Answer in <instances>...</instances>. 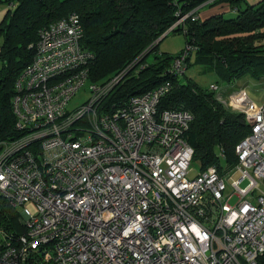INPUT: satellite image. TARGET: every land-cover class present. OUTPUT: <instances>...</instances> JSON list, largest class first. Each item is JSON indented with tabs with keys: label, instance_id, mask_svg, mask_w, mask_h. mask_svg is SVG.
<instances>
[{
	"label": "built area",
	"instance_id": "obj_1",
	"mask_svg": "<svg viewBox=\"0 0 264 264\" xmlns=\"http://www.w3.org/2000/svg\"><path fill=\"white\" fill-rule=\"evenodd\" d=\"M194 12L170 30L196 20ZM84 33L74 13L44 28L16 84L20 138L0 142V212L3 202L17 211L23 232L13 236L0 225V264H258L264 103L244 88L225 96L218 84L210 87L223 106L246 117L252 133L237 146L235 166L190 178L193 115L159 109L172 84L104 111L130 66L105 85L90 84L89 101L68 111L90 79L94 55L82 47ZM193 50L173 62V75L187 73Z\"/></svg>",
	"mask_w": 264,
	"mask_h": 264
},
{
	"label": "trees",
	"instance_id": "obj_2",
	"mask_svg": "<svg viewBox=\"0 0 264 264\" xmlns=\"http://www.w3.org/2000/svg\"><path fill=\"white\" fill-rule=\"evenodd\" d=\"M3 4L10 10L0 25V142L20 138L12 103L19 77L34 58L32 46L44 28L74 13L80 15L85 29L82 47L94 55L90 84L105 85L134 62L147 65L128 72L105 97L104 111L112 112L130 97L170 82L174 88L159 109H182L193 115L186 136L194 151L192 166L201 172L211 167L222 172L221 156L228 167L237 164L236 148L252 133L246 117L227 109L216 94L186 76L170 74L175 58L186 49L177 56L160 54L156 42L181 16L195 11L196 20L190 17L166 35L178 31L185 35L187 47H195L189 52L188 65L194 56L197 65L213 67L228 85L244 78L263 80L264 1L251 6L245 0H0ZM217 6L237 12L236 18H225L224 11L206 20L197 16L202 9ZM1 206L0 225L13 236L22 233L17 211L5 202ZM257 263L264 264V255Z\"/></svg>",
	"mask_w": 264,
	"mask_h": 264
},
{
	"label": "rangeland",
	"instance_id": "obj_3",
	"mask_svg": "<svg viewBox=\"0 0 264 264\" xmlns=\"http://www.w3.org/2000/svg\"><path fill=\"white\" fill-rule=\"evenodd\" d=\"M233 17H235V15L228 14L227 17L225 18L233 19ZM171 31H174V30H168L165 35H167ZM1 40H0V50H1V44H2ZM158 41L156 42V44H159L158 48H159L160 54L167 53L171 56H177L178 54L182 53L185 49H187L185 35L182 33H179L178 31H176L175 33H171L165 38H163L161 43H158ZM152 57L153 55L150 56L148 59L150 62L152 61ZM176 60L177 58H175L174 61ZM139 62H134L135 64H132L130 68L135 69L137 67L138 68L141 67V69H144L145 67H147L146 63L144 62L139 63ZM184 76H186L187 79L189 80L191 79L193 82L197 83L200 87L207 89L208 92H211L210 87L215 84H218L221 88H223V91L226 95H230L231 92L233 90H237V88L238 89L241 87L245 88V91L248 93L249 98L253 100L256 104H259L260 106H262L264 103V79L254 80L252 78L251 79L244 78V79H239V81L234 82L232 85H228L225 81H223L217 75L213 67H210L208 65H202V66L197 65L196 58H194V56L192 57L190 66L189 65L187 66V73ZM166 83H170V82H166ZM91 97H92V91L90 88V83H87L80 90V92L71 100L69 107H68V111L74 112L76 110L81 109V107L84 106ZM221 166L225 169L228 168V163L223 156H221ZM191 168L192 170L190 172V178H195V176H197L201 172V168H199L198 166H194V167L192 166ZM249 184H250V180L245 179L243 182L239 184V188L244 190V188H246ZM228 187L229 189H231L229 185ZM238 202H239V197H238V194L235 193L233 194L232 198L230 199L228 203L233 207V206H236Z\"/></svg>",
	"mask_w": 264,
	"mask_h": 264
},
{
	"label": "crops",
	"instance_id": "obj_4",
	"mask_svg": "<svg viewBox=\"0 0 264 264\" xmlns=\"http://www.w3.org/2000/svg\"><path fill=\"white\" fill-rule=\"evenodd\" d=\"M245 1L249 5L254 6V5L260 4V2H262L264 0H245ZM9 10H10V7L5 6L4 4L3 5H0V25L3 23L4 18L7 15V13H8ZM223 11H224V14H226L225 17H227L228 14L229 15H235V17L237 16L236 15L237 12H233V11L229 10V8L226 7V6H223V7L222 6H217V7L211 8L209 10L202 9L197 16L200 17L202 20H206L208 18H211V16H213V15L223 13ZM235 17H233V19ZM2 44H1V47H2Z\"/></svg>",
	"mask_w": 264,
	"mask_h": 264
},
{
	"label": "water",
	"instance_id": "obj_5",
	"mask_svg": "<svg viewBox=\"0 0 264 264\" xmlns=\"http://www.w3.org/2000/svg\"><path fill=\"white\" fill-rule=\"evenodd\" d=\"M165 34H166V33H165ZM165 34H164V36H166ZM164 36H163V38H164ZM163 38L159 39L158 43L161 42V41L163 40Z\"/></svg>",
	"mask_w": 264,
	"mask_h": 264
},
{
	"label": "clouds",
	"instance_id": "obj_6",
	"mask_svg": "<svg viewBox=\"0 0 264 264\" xmlns=\"http://www.w3.org/2000/svg\"><path fill=\"white\" fill-rule=\"evenodd\" d=\"M241 88H242V87H241ZM222 89H223V88H222ZM244 89H245V88H244ZM237 90H239V89L237 88ZM233 91H234V90H233ZM233 91H232V92H233ZM232 92H231V93H232ZM224 94H225V93H224ZM225 96H228V95L225 94Z\"/></svg>",
	"mask_w": 264,
	"mask_h": 264
}]
</instances>
